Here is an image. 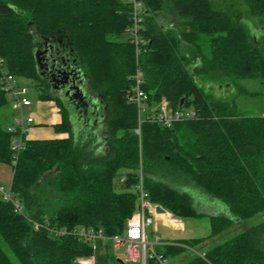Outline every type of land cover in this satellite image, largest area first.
I'll return each mask as SVG.
<instances>
[{
  "label": "trees",
  "instance_id": "1",
  "mask_svg": "<svg viewBox=\"0 0 264 264\" xmlns=\"http://www.w3.org/2000/svg\"><path fill=\"white\" fill-rule=\"evenodd\" d=\"M142 1L148 42L138 66L150 105L164 101L170 110L193 107L198 117L171 127L145 120L137 136L136 107L126 98L128 75L136 66L134 47L120 39L130 23V0H0V56L6 68L16 77L34 79L39 99L57 102L61 120L54 129L67 133L25 137L13 157L10 134L0 124V162L12 168V197L32 220L122 233L138 208L141 169L148 200L174 217L200 215L190 194L169 183L177 180L221 200L248 223L203 250V257L193 253L180 264H264V217L248 222L264 216V116H235V104L215 93L216 85L227 81L235 87L245 79L264 81V46L242 22L264 26V0H232L237 10L226 0ZM161 12H171L177 21L162 25ZM40 36L68 43L90 88L102 96L107 111L101 155L94 148L100 137L89 130L74 133L68 112L39 76L33 52ZM8 99L0 88V108ZM232 222L211 216L209 236L178 242L194 248ZM0 238L11 254L0 244V264H74L93 255L92 244L35 229L1 198ZM156 251L167 258L185 247ZM146 264L157 262L147 258Z\"/></svg>",
  "mask_w": 264,
  "mask_h": 264
},
{
  "label": "built area",
  "instance_id": "2",
  "mask_svg": "<svg viewBox=\"0 0 264 264\" xmlns=\"http://www.w3.org/2000/svg\"><path fill=\"white\" fill-rule=\"evenodd\" d=\"M130 23L126 28L127 40L134 47L135 70L129 76L131 85L126 93L127 101L133 103L137 110L138 127L136 133L140 134V124L145 121L159 123L165 127H171L174 123L194 119L198 117V112L193 107H179L170 110L163 101L156 107L150 105L148 93L142 88L143 80L138 66V55L145 50L148 42L143 34V13L144 3L142 0H130ZM0 88L6 93L11 102L12 108L18 111L7 125V132L10 134V147L13 157L23 149L24 138L30 132L34 119L30 114H24V109H29L32 102L26 96L27 87L19 84L17 77L10 73L5 66L3 57L0 56ZM140 181L137 184L138 208L136 212L125 222L122 233L107 234L101 227L92 226H56L48 220L39 222L25 216L35 229L44 228L53 237L72 236L78 241L93 244L97 240H102L113 247H125L124 261L138 262L146 264L147 258H153L157 264H166V257L154 249V243L158 241L156 237L153 242L146 239L145 228L153 223L151 214H155L154 203L148 200V193L144 189L141 179V169H139ZM125 172H121L120 181L124 180ZM0 198L11 202L16 213L24 214L22 204L12 197L10 188L0 184ZM203 257L204 253H198Z\"/></svg>",
  "mask_w": 264,
  "mask_h": 264
},
{
  "label": "rangeland",
  "instance_id": "3",
  "mask_svg": "<svg viewBox=\"0 0 264 264\" xmlns=\"http://www.w3.org/2000/svg\"><path fill=\"white\" fill-rule=\"evenodd\" d=\"M219 1V0H216ZM226 4H229V8H232L233 10L236 9L237 7V2L236 4L230 0H226ZM237 10V9H236ZM160 18L162 19L161 21L164 22V20L168 22H172L173 24L175 21H177V16L173 15L171 12H161L159 13ZM242 22L248 27L249 32L252 35H256L258 39V44L261 46H264V26L262 24H254L252 21L249 19H242ZM127 38V33H123L120 37V39H126ZM196 52L191 50V54L194 55ZM131 73L128 75V79ZM17 80L19 84L22 86L27 87V93L26 96L31 100L32 104L29 109H24L23 112L24 114H30L32 115L34 119V124L32 125V128L28 135H32L35 137H60V136H65L67 135L66 132H58L54 129V124L59 122L60 119V112L59 107L57 106V102L54 100H41L38 97V91L35 86V80L28 78V77H17ZM242 85L241 88L244 90L243 92H239V87H237V91H235L234 94L228 95L230 101L231 99L235 100L236 105L238 106V110L240 112H243L245 114H250V115H260L261 113L264 112V83L263 81L260 80H253V79H245L244 81H241ZM131 85V81H130ZM246 92H251L253 94H248ZM58 109V110H57ZM18 113L17 110H10L9 108L3 106L0 108V124L2 127L5 129L7 128V125L10 121V119ZM137 113V110H136ZM59 118V119H58ZM138 118V116H137ZM137 127H138V119H137ZM136 127V128H137ZM36 129L38 133H34L32 129ZM136 128L134 129L135 134L136 133ZM77 131H74L76 133ZM42 135H41V134ZM140 133V132H139ZM137 136H140V134H137ZM84 139V138H83ZM101 139L99 138L98 141ZM98 141L94 144V148H98L101 151H96L98 155H101L103 151V142L98 143ZM174 188H176L178 191H183L186 193H189L190 196L193 198V201L195 204H198L199 206H202V196L201 194L198 193L197 189H194L190 183H185V181H179L173 180L170 181ZM136 187L132 188V190H136ZM136 212V211H135ZM23 213L25 216L27 215V212L25 209H23ZM263 215H257L250 219L248 222L252 221H259L261 218H263ZM150 229L154 227L155 221H153L152 224H150ZM187 225L188 227H191L197 235H208L209 234V221L207 217L200 216V217H194L192 219H187ZM191 225V226H190ZM231 227V226H230ZM230 227L226 228L224 231L221 233L215 235V236H210L206 239V241L201 244V245H196L194 248L192 247V251L190 250H185L181 254H176V255H169L166 259V264H180L186 259H188L190 256H192L193 253H201L203 250L206 248L223 242L224 240L230 238L233 236L235 233L240 231L238 230L233 231V229H230ZM164 228L159 227V232H161ZM156 232H154L155 234ZM151 239V232L149 228H147V240ZM150 241V240H148ZM164 241V240H163ZM0 244L4 247V249L7 251V253L11 256V254L8 252V249L4 242L0 238ZM159 249L164 250L163 245H158ZM107 253L108 257L106 260V264H139L138 262H133V261H120L124 256H125V247L122 246L118 250H114L112 247L107 248ZM120 259V260H118Z\"/></svg>",
  "mask_w": 264,
  "mask_h": 264
},
{
  "label": "crops",
  "instance_id": "4",
  "mask_svg": "<svg viewBox=\"0 0 264 264\" xmlns=\"http://www.w3.org/2000/svg\"><path fill=\"white\" fill-rule=\"evenodd\" d=\"M161 20L162 19L159 16V21L161 22V24L164 26H167V21L164 20V22H162ZM253 37L257 40L256 35H253ZM241 83H242L241 81L238 83L239 86L242 85ZM216 86H217L215 90L216 95L219 97L225 98L226 100H230L228 98L229 97L228 95L234 94L235 91H237L238 89L233 84H231L229 81L224 82L223 84H218ZM238 91L243 92L244 90L240 86ZM246 93L251 95V92H246ZM231 101L235 104L236 109H237L235 116H238V117L239 116H243V117L256 116V115H250V114H245L243 112H240L238 110V106L235 103V100L231 99ZM5 107L9 108L10 110H14V108H12L11 106V102L9 99H8V102L5 104ZM259 116H264V112L261 113ZM60 119H61V115H60ZM11 120L12 118L10 119L9 123L11 122ZM99 127H101V130H102L100 131V139H101L103 138L105 134V122L100 121ZM32 131H34V133H38L37 130L34 128L32 129ZM26 137L33 138V139L34 138H52V136L35 137L30 134L27 135ZM98 143H102V139ZM12 175H13V172H12L11 166L7 163L0 162V184L7 188L10 187V184L12 181ZM194 189H197L198 193L201 194L203 198L202 206L195 204V202L193 201V198H191L192 205L195 211L200 214L199 216H195V217H200V216L207 217L209 221V226H210L211 216H217V215L225 216L233 221L230 227V229H233V231L238 230V228L245 229L248 226L247 222H240L237 218H235L230 212L228 206L224 202L209 195L208 193H206L205 191H203L202 189L198 187L194 186ZM151 215L153 217V221H155V225L154 227H152V229H150L151 225L147 226L145 228V234H146V239H147V228H149L151 232V239H148L150 240L149 242H153L156 237L158 238V241L154 243L155 250H160L157 247L158 245L161 244L164 246L165 249L169 246H182V247H185V250L192 251V247H189L185 245L184 243H180L178 241L181 239H186V238L207 237L210 234V227H209V234L202 235V236L197 235L196 233H194L191 227H188L189 225H187V219H192L194 217H186L184 219H180V218L174 217L171 213H169L166 210L164 213L156 212L155 214H151ZM160 225L161 227L164 228L161 232H159ZM154 232L156 233L154 234ZM92 246H93V255L87 258H78L74 264H106V260L108 257L107 248L112 247L114 248V250H118L120 249V247H122V246L113 247L112 245L102 240L95 241L92 244ZM121 261H124V257L121 259Z\"/></svg>",
  "mask_w": 264,
  "mask_h": 264
},
{
  "label": "flooded vegetation",
  "instance_id": "5",
  "mask_svg": "<svg viewBox=\"0 0 264 264\" xmlns=\"http://www.w3.org/2000/svg\"><path fill=\"white\" fill-rule=\"evenodd\" d=\"M41 42L42 43L36 49L48 47L47 55L50 64L54 63V60L56 63L60 64L66 59L67 64H61V69L70 73V79L60 90L57 91L55 89V94L64 109L68 112L72 131L74 132L76 130L82 132L84 130H89L90 133H93L96 137H100V131L102 130L99 124L100 121L103 122L105 119L107 107L102 96L90 88L89 82L82 69L81 75H79L80 73L77 69L80 67L78 66L76 58H74L73 49L62 38L58 37L52 36L47 42L41 39ZM71 78H77L76 84L80 85L84 90L86 98L81 101L83 106L70 98L73 93L72 90H70L68 94L66 93L69 89L68 87L71 85ZM78 81H81V83L79 84ZM84 101H86L89 106H87Z\"/></svg>",
  "mask_w": 264,
  "mask_h": 264
},
{
  "label": "water",
  "instance_id": "6",
  "mask_svg": "<svg viewBox=\"0 0 264 264\" xmlns=\"http://www.w3.org/2000/svg\"><path fill=\"white\" fill-rule=\"evenodd\" d=\"M40 39L47 42L50 39V37L40 36ZM33 54H34L36 68H37L39 76H41L44 80H46V82H48L50 93L56 96L55 91L60 90L62 86H64V84L69 82V79H70V73H68L64 69H61V64L66 65L67 62L62 61V63L58 64L54 60V63L50 64V60H48V55H47L48 54L47 46L43 48L35 49ZM77 71L80 73L79 75H81V68H78ZM70 82H71V85L68 87L69 89L67 90L66 93L68 94L70 90H72L73 93L71 94L72 97L70 96V98H72L74 101H77L79 105L83 106L81 101H83L84 98H86L84 95L83 88L80 85L76 84L77 78H71ZM78 83L80 84L81 81H78ZM182 101L183 100L181 99V103ZM84 102L86 103V101ZM86 105L89 106L88 103H86ZM155 210L158 213L165 212V209L159 204L155 205Z\"/></svg>",
  "mask_w": 264,
  "mask_h": 264
},
{
  "label": "bare ground",
  "instance_id": "7",
  "mask_svg": "<svg viewBox=\"0 0 264 264\" xmlns=\"http://www.w3.org/2000/svg\"><path fill=\"white\" fill-rule=\"evenodd\" d=\"M10 188V187H9Z\"/></svg>",
  "mask_w": 264,
  "mask_h": 264
}]
</instances>
